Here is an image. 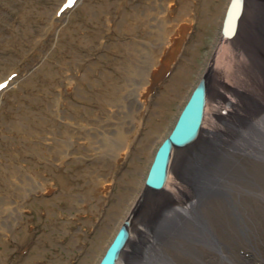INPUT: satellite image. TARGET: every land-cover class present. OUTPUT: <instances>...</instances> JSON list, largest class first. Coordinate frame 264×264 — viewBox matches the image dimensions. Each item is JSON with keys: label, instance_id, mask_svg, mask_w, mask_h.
Wrapping results in <instances>:
<instances>
[{"label": "rangeland", "instance_id": "rangeland-1", "mask_svg": "<svg viewBox=\"0 0 264 264\" xmlns=\"http://www.w3.org/2000/svg\"><path fill=\"white\" fill-rule=\"evenodd\" d=\"M63 1L0 0V80L7 82L0 94V264L99 263L112 227L116 234L132 199L144 196L155 152L208 66L229 2L188 0L189 11L174 0L164 28H173L174 17L189 27L154 80L155 10L167 0H78L65 18L58 14ZM144 81L153 88L131 149L112 163L109 144L130 125ZM113 86L121 91L111 101ZM95 140L100 148L93 149ZM96 175L108 186L101 194L93 189ZM36 177L50 182V193ZM241 192L237 199H264ZM20 199L18 211L11 202ZM84 200L96 212L91 225ZM70 229L83 237L71 244Z\"/></svg>", "mask_w": 264, "mask_h": 264}, {"label": "bare ground", "instance_id": "bare-ground-1", "mask_svg": "<svg viewBox=\"0 0 264 264\" xmlns=\"http://www.w3.org/2000/svg\"><path fill=\"white\" fill-rule=\"evenodd\" d=\"M167 1L155 10L159 18L153 25L161 23V27L157 28L158 46L151 64L154 80L170 65L173 46L189 27L174 17L169 24L173 28H164L166 13L174 3ZM181 2L190 11V2ZM222 49L225 64L211 81L212 97H208L203 130L192 146L174 156L169 181L162 191L144 193L147 199H132L130 235L119 264H264V199H237L235 194L242 191L256 195L258 191L264 197V0L250 2L239 35L227 40ZM152 83L144 81L140 85L135 100L141 105L132 111L130 125L109 144L115 151L109 154L112 163L130 151ZM112 89L114 101L121 90L116 86ZM123 120L127 121V116ZM93 123L97 130V121ZM61 147L55 151L59 161ZM96 178L94 191H106L108 186H101V179ZM36 183L44 193L51 192L48 180L36 177ZM24 200L11 203L19 211ZM82 206L91 225L89 213L96 212L86 208V202ZM100 225L102 220L97 227L101 231ZM115 229L113 226L109 233L111 240ZM70 234L71 244L83 237L74 229Z\"/></svg>", "mask_w": 264, "mask_h": 264}, {"label": "water", "instance_id": "water-1", "mask_svg": "<svg viewBox=\"0 0 264 264\" xmlns=\"http://www.w3.org/2000/svg\"><path fill=\"white\" fill-rule=\"evenodd\" d=\"M251 1L230 0L228 2L219 43L214 49L203 76L181 109L171 132L155 152L144 182L145 193L155 194L165 188L170 178L174 156L192 146L199 138L203 130L211 81L215 75L222 72L220 70L225 64V54L222 48L227 40L235 39L239 35ZM142 199H147L145 194ZM130 224V219L127 218L120 225L98 264H119L129 239Z\"/></svg>", "mask_w": 264, "mask_h": 264}, {"label": "snow or ice", "instance_id": "snow-or-ice-1", "mask_svg": "<svg viewBox=\"0 0 264 264\" xmlns=\"http://www.w3.org/2000/svg\"><path fill=\"white\" fill-rule=\"evenodd\" d=\"M3 87V85H0V88H2Z\"/></svg>", "mask_w": 264, "mask_h": 264}]
</instances>
